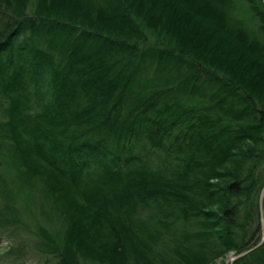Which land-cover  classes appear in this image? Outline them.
<instances>
[{
  "label": "trees",
  "instance_id": "1",
  "mask_svg": "<svg viewBox=\"0 0 264 264\" xmlns=\"http://www.w3.org/2000/svg\"><path fill=\"white\" fill-rule=\"evenodd\" d=\"M244 1L0 0V178L42 181L59 264H226L261 242L264 0ZM21 216L5 199L0 228ZM230 264H264V240Z\"/></svg>",
  "mask_w": 264,
  "mask_h": 264
},
{
  "label": "rangeland",
  "instance_id": "2",
  "mask_svg": "<svg viewBox=\"0 0 264 264\" xmlns=\"http://www.w3.org/2000/svg\"><path fill=\"white\" fill-rule=\"evenodd\" d=\"M34 3L35 1H32L29 4L33 6ZM236 3L235 13L238 14L249 7L248 2L244 0H236ZM41 183L39 179H33L32 184L27 187V192H24L25 195L18 187L10 194H5L0 178V205L4 204L5 199L11 201L22 210L21 217L27 224L0 228V264H59L57 258L44 248L38 231L41 227H46L60 240L66 228L65 221L59 212L57 213L52 197ZM234 256L235 251H230L220 260L230 264Z\"/></svg>",
  "mask_w": 264,
  "mask_h": 264
},
{
  "label": "water",
  "instance_id": "3",
  "mask_svg": "<svg viewBox=\"0 0 264 264\" xmlns=\"http://www.w3.org/2000/svg\"><path fill=\"white\" fill-rule=\"evenodd\" d=\"M264 185H263V188H262V191H261V196H260V210H261V220H262V226L261 227H263V234H262V240H261V242H258L257 244H255L254 246H252L251 247V249H249V248H247L246 250H244L243 252H241V254L239 255H236V256H234L231 260H233V259H235V258H237L238 256L239 257H241V255H243V254H245V253H247V252H251V250L252 249H254L255 247H257V246H259V245H261L262 244V242H263V240H264V215H263V204H264Z\"/></svg>",
  "mask_w": 264,
  "mask_h": 264
}]
</instances>
